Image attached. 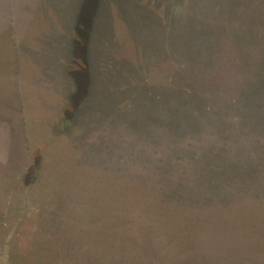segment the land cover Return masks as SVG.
<instances>
[{"label": "trees", "instance_id": "trees-1", "mask_svg": "<svg viewBox=\"0 0 264 264\" xmlns=\"http://www.w3.org/2000/svg\"><path fill=\"white\" fill-rule=\"evenodd\" d=\"M205 2L209 7L214 5L212 21L219 30L208 32L210 47L193 49L194 43L191 46L183 37L190 34L191 26L179 18V27L183 31L177 42L181 58L170 56L166 46L160 53L156 52L157 56L172 63V68L163 73L162 94L154 95L162 101H157L164 113L160 123L149 126L151 123L134 115L117 121V128L122 130L113 139L117 151L103 133L108 131V123H114L118 110L133 109L124 106L115 110L110 105L107 117H103L104 125L98 128L102 136L100 147L108 150L110 158H106L107 154L101 163L104 169L107 164H112V176H47L48 179L46 176H2L0 229L6 230L4 240L14 264H178L187 251L193 252L194 246L203 242L204 235L198 232L197 225L201 226L206 219L200 218L198 213H208L210 208L222 213L229 200L245 192L264 198V164L261 163L264 161L252 159L253 155L264 158V142L257 137L258 133L254 135L249 130L252 126L247 125L250 119L261 120L255 114L256 106L252 108L255 100L247 102V96L263 88L261 78L251 77V74L258 68L260 76L264 75V71H260L264 60V0ZM14 11L12 2L0 0V58L5 57V50L11 48L15 54L20 49L14 35ZM89 16L88 22L82 24L79 21L73 26L75 33H79L82 26L86 27L84 44L95 20V14ZM245 19L252 24H246ZM250 27L253 32L255 28L259 31L257 41L254 38L259 50L253 51L255 57L251 58V69L246 67L250 78L241 86V96L224 97L219 88H213V96L209 95L203 89H208V77L215 79L225 47L238 67L243 45L247 43L248 48L253 37L249 34ZM195 28L201 30L203 25L199 22ZM80 48L87 55V46ZM136 50L141 60L140 68L154 65L151 59L155 60L156 54L149 53L147 58L142 45ZM23 53L28 59L31 54L37 55L34 51ZM207 58L211 68L202 73ZM19 60L16 58L13 64ZM125 61L131 64L128 58ZM69 63L68 75L75 83V87L72 85L75 95H86L89 91L93 94L97 85L88 58L71 59ZM191 66L200 69L192 73ZM4 67L6 64L0 63V69ZM177 84L182 86L178 91ZM69 94L67 103L72 97L71 91ZM101 104L107 107L104 101ZM18 118L15 114L0 113V121L14 122ZM129 120L136 124L132 127L134 131L123 133ZM66 121L70 122V119ZM9 126L5 125L7 129ZM86 139L83 157L89 150L88 141H97L94 137ZM242 142L247 146H240ZM143 145L152 148V155ZM94 146L98 148V144ZM124 151L131 158L141 154L145 158L142 164L133 168L131 175L120 176L127 163ZM1 161L0 157V169L5 171L11 160ZM150 168H153V176L141 174L142 170ZM38 184L44 185L45 198L35 202L31 200V191ZM221 221L226 223L227 219L210 218L211 224ZM202 255L194 253L183 264H200L209 259Z\"/></svg>", "mask_w": 264, "mask_h": 264}, {"label": "rangeland", "instance_id": "rangeland-1", "mask_svg": "<svg viewBox=\"0 0 264 264\" xmlns=\"http://www.w3.org/2000/svg\"><path fill=\"white\" fill-rule=\"evenodd\" d=\"M16 1L22 9V12L15 14L14 28L20 49L15 54L11 48L5 50L3 55L6 59L0 58V63L6 64V67L0 69V113L19 117L16 122L9 119L0 121L1 126L12 124L6 128L5 155L11 160L5 170L6 176H112L108 170L110 166L112 168L111 163L104 169L101 163L104 157H101L99 148L94 146H99V142L88 141V153L85 157L82 155L86 138L100 137L97 128L104 125L105 119H102L107 117L110 105L115 110L116 107H131L133 110L127 112L141 116L146 123L143 112L154 114V121H150L149 126L158 125L163 118L162 105L158 103L162 101L155 99L154 95L162 94L163 73L172 68V63L157 56L156 52L160 53L161 48L166 46L170 56L181 58L182 53L177 45L183 35L179 18L191 26L190 34L183 37L187 38L191 46L194 43L195 50L209 48L208 32H219L212 21L214 5L207 6L205 0H90L89 15L95 14V20L91 35L84 44L85 35L77 37L79 35L73 32V24L77 20L74 16L80 9H84L88 0ZM198 21L203 25L201 30L195 28ZM245 22L252 24L248 19ZM38 27L43 30L38 31ZM258 33L257 28L254 32L249 28V34L253 37L250 38L248 48L247 43L243 45L238 67L230 50L224 45L225 52L219 58L217 75L214 80L208 77V89L203 91L213 96V88H219L224 97L241 96V86L246 85L250 78L248 68L251 69L253 65L254 52L259 50L256 42ZM223 34L226 38V33ZM200 37L202 41L198 40ZM141 45L147 51V58L150 54H156L155 60L151 59L154 65H145L144 69L140 68L141 60L136 50ZM80 46H87V55L82 53ZM24 51H34L37 55L31 54L28 59ZM83 57L90 61L97 89L93 94L89 91L86 95H75L72 86L75 87V83L68 75L71 66L69 60ZM16 58L20 60L13 64ZM126 58L131 64L125 61ZM203 67L200 71L202 73L204 69L211 68L209 58ZM97 69L98 79L95 77ZM199 69L191 66L190 71L193 73ZM257 69L252 71L251 77L255 75L261 78L263 88L247 96V102L255 100L252 108L256 106L255 114L261 120L250 119L247 125L252 126L249 130L254 135L258 133L257 137L264 142V75L261 77ZM260 71H264V60ZM102 76L110 77L104 79ZM142 79L145 83L140 81ZM104 84H113L116 89L123 91V94L121 92L117 95L118 101L115 104L100 97L99 91L105 89ZM124 86L128 88L123 89ZM176 88L178 91L182 86L177 84ZM69 91L72 97L67 103ZM103 101L107 104L106 108L101 106ZM67 118L70 122L66 121ZM132 122L135 127L136 124ZM83 132H86L85 135ZM106 133L103 134L106 136ZM213 145L218 146L216 143ZM240 146L247 145L242 142ZM223 147L226 148L225 141ZM1 148L4 151V145ZM106 158L109 159L110 155ZM252 159L264 161L260 156L253 155ZM132 171L130 167L127 174L131 175ZM141 174L145 175L144 170ZM44 190V185H36L34 191H31V200H44ZM245 193L229 200L222 213L214 208H210L208 213H198L200 218L206 219L201 226L197 225L198 232L204 238L193 250L209 258L200 264H264V198ZM210 218L227 219V222L211 224Z\"/></svg>", "mask_w": 264, "mask_h": 264}, {"label": "water", "instance_id": "water-1", "mask_svg": "<svg viewBox=\"0 0 264 264\" xmlns=\"http://www.w3.org/2000/svg\"><path fill=\"white\" fill-rule=\"evenodd\" d=\"M9 2H12L13 8L15 10L14 13H13V19H14L13 24H14V28L16 29V27H15V20H16L15 19V14L18 13L19 11L22 12V9H21V6H19L17 4V1L16 0H9ZM90 6H91V2H90V0H88L87 3H86V5H85V7H84V9L83 10L80 9L81 11L76 16H74V19H77L78 21L75 20L73 26L75 25V23H78L79 21H81L82 24H84V22H88V15H89V11H90ZM0 18H2V16ZM89 19H90V17H89ZM85 29H86V27L84 28L82 26L81 27V31H79V33H78L79 36H77V37H81L82 38L84 35H85L84 37H86V34H85L86 33V30ZM37 30L41 32L43 29L41 27H38ZM89 68L91 69V72H92V66H91V64H90V67ZM97 75H99L98 69L96 70V76H95L98 79V76ZM92 77H93V72H92ZM102 77L104 79H109L110 76L109 77H106V78L104 76H102ZM95 84H96V81H95ZM122 88L123 89L124 88L127 89L128 86H124ZM115 92H117V94H115ZM121 92L123 94V91H121L120 89L119 90L116 89L115 86L112 84V85H105V89L102 90V92L99 91V94H100V97L102 99H104V101L107 100V99H109L110 102H112L113 104H115V102L118 101L117 95L120 94ZM155 112H159V110H156ZM161 114L163 116V111H161ZM129 115L130 114L127 112V110L121 109L114 116L115 117L113 119L114 123H111L110 122V124H108V126H109L108 128L109 129H108L105 137H107L110 140V142L112 141L110 143V146L114 145L113 147H115V150H117V151H118V148L116 147L117 144H114L113 139L119 133H122L121 132L122 130L117 129V124L116 123H117L118 120H121V119L127 120V117H129ZM143 115H144L143 117L145 119H147V122L148 123L150 121H154V117H153L154 114L150 115L148 112L144 111L143 112ZM132 127H133V122H132V120H129V123L127 125H125V128L123 129V130H125V131H123V133L124 132L129 133V134L133 133L134 129ZM98 128H99V126H98ZM97 133H98V135H100V137L96 138L97 139V142H99L98 148L100 149L101 157H104L105 158L106 155L108 154V150L105 149V148H103V147H100V144H101L100 143L101 142L100 140H101V137L102 136H101V134L99 132V129L97 130ZM0 134L2 135V138L0 140V157H1V160H2L1 162H4L6 159H9V156H6L5 155V147L7 148V144H6L7 137L6 136L8 134L5 125H2L1 126V128H0ZM2 145H4V151L1 148ZM143 146L147 150V153L152 155V148H149L146 145H143ZM124 153H126V155H127L126 156L124 154L125 155V161L127 163L124 164L125 165V168H123V170L120 172V174H119L120 176H126L127 173H128V171H129V168L130 167L131 168H135L137 165L142 164V162L144 161V158H145V155H142V154L139 155V156H135L134 158H131L130 155L126 151H124ZM132 163L133 164H136V165L135 166H132L131 165ZM114 165H116V164H114ZM152 169L153 168H150L148 171L147 170H144L145 175H143V176H153L152 175ZM108 170H109V173H113L111 166L109 167ZM2 176H5V171L3 169H0V181H1ZM0 198L3 199V193L0 194ZM5 232H6L5 229H3V228L0 229V264H14V262L9 257V253H8V250H7V248H8L7 242H5V240H4V234H5ZM193 254H194V251L193 252H192V250L191 251H187V254L185 255V258L182 257L181 259H179L178 260V264H183V263L187 262V260L190 259V256H192ZM40 260H41V258H40Z\"/></svg>", "mask_w": 264, "mask_h": 264}]
</instances>
